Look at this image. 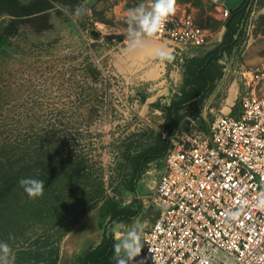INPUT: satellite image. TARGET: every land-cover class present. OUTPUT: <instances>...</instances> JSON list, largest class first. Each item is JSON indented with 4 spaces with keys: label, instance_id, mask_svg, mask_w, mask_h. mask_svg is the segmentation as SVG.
Wrapping results in <instances>:
<instances>
[{
    "label": "rangeland",
    "instance_id": "rangeland-1",
    "mask_svg": "<svg viewBox=\"0 0 264 264\" xmlns=\"http://www.w3.org/2000/svg\"><path fill=\"white\" fill-rule=\"evenodd\" d=\"M88 1H53L42 13L0 16V169L8 160L30 163L42 143L55 140L62 164L81 161L76 192L101 196L65 226L60 264H80L115 222L138 218L144 233L155 214L164 148L186 123L205 130L234 109L245 92L243 72L264 61V0H176L209 30L208 43L178 56L166 40L151 38L172 51L165 61L146 49L129 51L128 10L140 0H98L92 7ZM240 5L235 15H223V8ZM207 55L214 77L188 98L197 81L189 58ZM150 154L158 157L135 176L139 158ZM8 244L13 257L18 246Z\"/></svg>",
    "mask_w": 264,
    "mask_h": 264
},
{
    "label": "built area",
    "instance_id": "built-area-1",
    "mask_svg": "<svg viewBox=\"0 0 264 264\" xmlns=\"http://www.w3.org/2000/svg\"><path fill=\"white\" fill-rule=\"evenodd\" d=\"M156 37L182 56L209 30L176 4ZM243 75L234 109L172 137L139 264H264V61Z\"/></svg>",
    "mask_w": 264,
    "mask_h": 264
},
{
    "label": "trees",
    "instance_id": "trees-1",
    "mask_svg": "<svg viewBox=\"0 0 264 264\" xmlns=\"http://www.w3.org/2000/svg\"><path fill=\"white\" fill-rule=\"evenodd\" d=\"M53 1L73 3L79 0H31L28 3L0 0V16L7 13L13 17H26L42 13L52 7ZM240 9L241 5L230 10L231 15ZM209 57L189 58V64L195 65L192 72L197 81L188 98L203 90L214 77L213 74L211 76L213 64ZM169 146L164 150L167 151ZM62 149L58 141H46L41 144V150L30 163L17 166L8 160L1 165L0 241L4 240L14 246L17 244L13 264H60L59 242L65 234V226H73L101 199L99 194L76 192L83 176L81 161L78 157L75 161L67 158L65 165L62 164ZM157 157L156 154H150L139 158L135 176L145 168L146 163ZM23 177L43 180V196L30 199L18 183ZM86 204H89L88 207ZM113 243L111 228L106 227L102 242L79 257L80 264H112Z\"/></svg>",
    "mask_w": 264,
    "mask_h": 264
},
{
    "label": "clouds",
    "instance_id": "clouds-1",
    "mask_svg": "<svg viewBox=\"0 0 264 264\" xmlns=\"http://www.w3.org/2000/svg\"><path fill=\"white\" fill-rule=\"evenodd\" d=\"M176 12V0H140L136 7L128 10L127 35L131 49H143L148 39L154 38ZM77 14L80 10L77 9ZM152 54L161 61L170 60L171 53L164 46L152 49ZM30 199L42 197L45 182L36 177H23L18 181ZM144 225L137 218L131 224L115 222L113 234L114 264H132L143 248L141 241ZM10 245L0 241V264H13ZM143 264V262H141Z\"/></svg>",
    "mask_w": 264,
    "mask_h": 264
},
{
    "label": "bare ground",
    "instance_id": "bare-ground-1",
    "mask_svg": "<svg viewBox=\"0 0 264 264\" xmlns=\"http://www.w3.org/2000/svg\"><path fill=\"white\" fill-rule=\"evenodd\" d=\"M157 46H161L160 43H158L157 41L155 40H152L151 38L148 39V42H147V46L145 48H143V51L146 50H152L153 48L157 47ZM164 46V45H162ZM165 47V46H164ZM234 95V93L232 94V96Z\"/></svg>",
    "mask_w": 264,
    "mask_h": 264
},
{
    "label": "crops",
    "instance_id": "crops-1",
    "mask_svg": "<svg viewBox=\"0 0 264 264\" xmlns=\"http://www.w3.org/2000/svg\"><path fill=\"white\" fill-rule=\"evenodd\" d=\"M158 43H160L161 45H164L165 46V44L163 43V42H159V41H157ZM166 47V46H165ZM129 51H131V53H133V54H136L137 52H143V49H131L130 48V45H129ZM149 51H152V50H149ZM152 218H154V216L153 217H151V219ZM151 222V221H150Z\"/></svg>",
    "mask_w": 264,
    "mask_h": 264
},
{
    "label": "water",
    "instance_id": "water-1",
    "mask_svg": "<svg viewBox=\"0 0 264 264\" xmlns=\"http://www.w3.org/2000/svg\"><path fill=\"white\" fill-rule=\"evenodd\" d=\"M98 0H89L88 1V5L89 6H94V4L97 2ZM189 126H188V123H186V125L184 126V130H188ZM151 221H153V218L151 219Z\"/></svg>",
    "mask_w": 264,
    "mask_h": 264
}]
</instances>
